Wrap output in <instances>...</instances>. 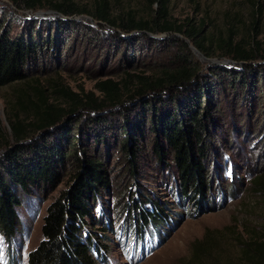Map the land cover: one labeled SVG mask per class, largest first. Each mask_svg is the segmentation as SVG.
Here are the masks:
<instances>
[{
  "label": "rangeland",
  "instance_id": "obj_1",
  "mask_svg": "<svg viewBox=\"0 0 264 264\" xmlns=\"http://www.w3.org/2000/svg\"><path fill=\"white\" fill-rule=\"evenodd\" d=\"M30 1L33 9H27L24 0L17 3L0 0V33L27 40L31 34L34 39L38 34L35 40L40 43L51 40L50 45L39 47L34 60L27 65L22 82L0 87V162L15 147L12 123L27 129L28 140L57 139L55 143L65 148L69 157L54 189L36 190L34 195L24 197L16 235L5 239L0 234V264L26 263L27 254L42 240L46 208L74 183L77 156L100 162L108 176L109 187L98 195L93 215L110 225L103 233L108 240L107 264H249L241 254L242 249L251 241L263 242L264 236V194H257L252 185L255 178L264 175V2L258 22L259 35L254 36L256 47L252 45L257 50V59L239 63L221 56L215 43L211 45L202 38L221 33L226 40L230 39L231 48L249 49L250 36L246 34L253 33L249 27L252 7L248 0H167V10L160 19L159 5L150 0ZM102 1L107 3L108 13L116 23H128L131 18H154L160 24L170 22L175 27L200 29L198 40L207 46L210 56H205L181 35L125 33L88 13L63 15L51 8L75 6L93 13ZM188 67L195 69L191 90L202 86L211 89L202 95L201 106L207 108L214 123L209 126L208 142L205 141L209 149L205 162L209 195L213 194L216 202L213 209L199 212L189 209L185 213L183 206L187 203L178 206L176 199L178 173L173 153L164 147L163 141L160 142L164 147L162 162L154 151L156 135L150 125L151 113L158 117L167 108L170 110L174 102L185 104L182 98L174 100L177 90L167 93L173 103L162 95L160 103L155 102L156 98L146 99L154 104L153 109L142 107L143 99L138 98L129 100L124 108L106 110L100 117L91 111H80L46 132L35 130L37 120L57 109H67L79 102L101 101L104 92L97 87L101 83L120 84L128 80L126 88L136 90L140 78L154 80L163 76L164 71ZM226 68H244V74L252 70L255 84L250 83L253 80L250 75L242 90L238 82L231 84L229 77L220 79L219 74ZM182 90L178 91L184 94L185 89ZM186 97L188 101L193 96L189 92ZM139 119L142 120L140 134L137 133ZM126 123L135 139L136 157L132 164L121 144L120 127ZM73 136L80 138L75 145L77 156L73 152ZM219 198L224 199L222 203L218 202ZM146 199L168 203L169 215L178 214V222L171 228L165 227L166 235L161 236V241L153 244L144 241L142 248L138 244L131 253L136 239L124 233L132 232L128 228L132 227L135 202ZM93 224L87 218L84 225L89 228ZM104 226L99 223L94 228L99 231ZM199 243L201 249L195 258L193 247Z\"/></svg>",
  "mask_w": 264,
  "mask_h": 264
},
{
  "label": "trees",
  "instance_id": "obj_2",
  "mask_svg": "<svg viewBox=\"0 0 264 264\" xmlns=\"http://www.w3.org/2000/svg\"><path fill=\"white\" fill-rule=\"evenodd\" d=\"M11 1L17 3V0ZM28 1L24 0L26 8L33 9V3ZM248 1L252 7L249 27L253 33L252 35L246 34V36H250L251 46L249 49L239 46L231 48L230 39L226 40L221 33L219 36L210 34L208 37L202 38V41H208L211 45L215 43L217 51L221 52V56L229 57L239 63L257 59L254 36L259 35L258 22L263 15L264 0ZM150 2L159 5L158 18L164 17L167 10V0H150ZM51 8L63 15L88 13L95 20L119 28L125 33L140 31L154 34L168 32L181 35L190 40L205 56H210L207 46L198 40L201 33L200 29L194 30L193 28H185V26L175 27L170 22L160 24V21L154 18L139 20L131 18L128 23H116L109 15L105 1L98 3L97 9L93 13L78 10L75 6L66 9L61 5H55ZM247 30L251 31L249 28ZM38 32L36 31V33ZM228 33L231 34L232 31L229 30ZM37 37H39L38 34L35 35V39ZM35 39L32 34L27 40L26 37L11 38L7 34L0 33V87L22 82L26 77L27 65L34 60L39 47L43 44L48 46L51 42V40H47L45 43H40L39 40ZM243 71L246 70L244 68L240 70L226 68L219 74V78L227 79L229 77L230 83L238 82L239 89L242 90L241 87L248 84L246 79L249 75L253 79L250 83L255 84V75L251 72L252 70L246 74ZM194 72V68L188 67L172 72L164 71L163 76L154 80L140 78V85L136 90L126 88L128 80H122L120 84L112 81L101 83L97 86L100 91L104 92V98L101 101H93L88 104L79 102L70 105L67 109H57V111L37 120L35 130L46 132L64 121L66 117L78 114L80 111H91L100 117L104 111L124 108L129 100L138 98L143 99L142 107L151 109L155 106L151 102H147L146 99L149 97L156 98L155 102L157 100L159 103L162 102L160 100L162 96H165L164 98L172 103L174 100L182 98L185 104L180 103L181 106L178 105L179 102H176V105L174 102L173 107L170 106V110L167 108L166 113H160L158 117L155 113H151L150 125L156 135L154 151L161 162L164 159V147H168L173 153V163L178 173L175 194L178 206H183L184 202L187 203L183 206L185 213L189 209L192 212L213 209L216 207V202L213 199V194L209 195L210 185L206 177L207 167L205 164L209 157V149L205 141L208 142L207 130L214 123L208 115L207 108L201 106L202 95H207L211 89L208 88V91L206 86L200 87L198 85L200 89L191 90L189 86ZM180 88L185 89L184 94L178 91ZM214 88H218V86L215 85ZM173 90H177V99L172 101L171 97H167V93L169 91L171 93ZM189 92L193 97L187 101L186 95ZM250 93L248 90L247 94ZM100 121L98 120V122ZM127 124L120 127L121 138H123L121 144L132 164L136 157V150L133 145L135 139H133L131 127ZM141 124L142 120L139 119V124H137L139 129L135 128L139 134L141 133ZM11 128L14 134L15 147L10 148L0 162V234L5 239H12L17 233L20 225L19 209L24 205V197L34 195L36 190L47 192L54 189L59 181L61 169L69 157L66 149L55 143L57 139L51 142L49 137L45 141H43L44 139L33 140V138L28 140L26 139L27 129L23 130L21 125L15 123H12ZM77 133L79 135V132ZM79 140V137L73 136L72 138L75 156L78 155L75 145ZM162 141L166 146L163 147L160 144ZM23 142L27 143L23 144ZM75 159L78 170L73 175L74 183L46 208L41 226L42 240L27 254L25 264H99L98 261L107 264L106 253L108 248L105 243L108 240L104 234L106 229H110V225L93 215L98 195L102 189L107 190L109 187L108 176L106 171L102 169L100 162L88 158L84 159L81 156H77ZM232 174L229 175L231 182L234 181ZM252 185H254L257 194L263 195L264 175L255 178ZM222 200L224 199L220 201L219 198L218 202L222 203ZM167 204L163 201L154 202L150 199L135 202L132 227L128 228L132 232L130 234L129 231L124 233L132 240L136 239V243L132 242L131 253L137 250L138 244L142 248L144 241L148 244L161 241V236L166 235L165 227L171 228L177 224L179 215L171 212L172 215L170 216ZM190 215L192 214L190 213ZM87 218L94 223L92 227L86 228L84 225ZM99 223L105 226L96 231L94 227H97ZM166 231L168 230L166 229ZM119 234L122 235L123 233L119 232ZM200 249V243L194 245L193 256L195 258L198 257ZM241 254L249 264H264V236L263 242H249L242 249Z\"/></svg>",
  "mask_w": 264,
  "mask_h": 264
},
{
  "label": "water",
  "instance_id": "obj_3",
  "mask_svg": "<svg viewBox=\"0 0 264 264\" xmlns=\"http://www.w3.org/2000/svg\"><path fill=\"white\" fill-rule=\"evenodd\" d=\"M197 52V51H196Z\"/></svg>",
  "mask_w": 264,
  "mask_h": 264
}]
</instances>
